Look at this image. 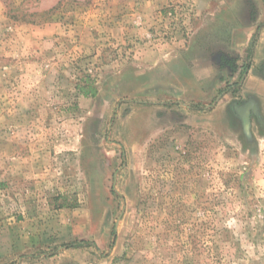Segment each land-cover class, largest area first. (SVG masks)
<instances>
[{"label":"rangeland","instance_id":"obj_1","mask_svg":"<svg viewBox=\"0 0 264 264\" xmlns=\"http://www.w3.org/2000/svg\"><path fill=\"white\" fill-rule=\"evenodd\" d=\"M112 1L0 0V264H264L263 0Z\"/></svg>","mask_w":264,"mask_h":264},{"label":"crops","instance_id":"obj_2","mask_svg":"<svg viewBox=\"0 0 264 264\" xmlns=\"http://www.w3.org/2000/svg\"><path fill=\"white\" fill-rule=\"evenodd\" d=\"M121 0H113L112 2L114 3V7H113V9H114V14H116L117 12H119L121 9H123L124 7H122L120 4H121V2H120ZM159 1H161V2H163V1H165V0H132L131 2H132V4L133 3H137V4H139V5H137L138 7H140V8H138V10H143V12L145 11H147V12H149V10L151 11L152 9H153V11H155V9H156V4H158L159 3ZM196 2V4H197V2H198V5H199V3H201V1L200 0H196L195 1ZM154 6H155V8H154ZM148 7V8H147ZM121 11H123V10H121ZM197 13H199L198 12V10H197Z\"/></svg>","mask_w":264,"mask_h":264},{"label":"trees","instance_id":"obj_3","mask_svg":"<svg viewBox=\"0 0 264 264\" xmlns=\"http://www.w3.org/2000/svg\"><path fill=\"white\" fill-rule=\"evenodd\" d=\"M264 2V0H263ZM78 91L80 92V94L85 97V98H92L95 97L97 95V89L94 87L93 81L90 80H85L83 82V84H79L77 86ZM80 244H76V243H70L67 247H73V246H77Z\"/></svg>","mask_w":264,"mask_h":264}]
</instances>
